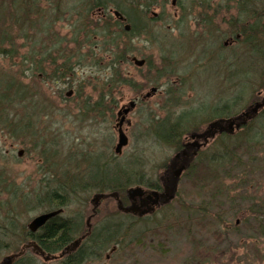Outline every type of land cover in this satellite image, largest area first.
I'll return each instance as SVG.
<instances>
[{"label":"rangeland","instance_id":"rangeland-1","mask_svg":"<svg viewBox=\"0 0 264 264\" xmlns=\"http://www.w3.org/2000/svg\"><path fill=\"white\" fill-rule=\"evenodd\" d=\"M101 1L107 8L133 12L141 24L142 34L129 38L135 49L129 57L149 60L151 68L139 69L126 58L121 63V71L131 79L127 86L107 91L111 55L103 51L112 38L111 33H116L115 18L107 10L86 17L81 13L85 8L78 7V0L45 3L28 0L31 23L27 30L17 32L15 28L11 32L13 40L1 46L0 260L21 247V235L27 224L49 206L46 183L52 176L76 175L77 166L84 170L81 173L84 175L90 171L89 163L94 158L103 161L111 155L113 166L128 164L127 170L133 167V181L158 182L176 149L171 138L168 143L160 142L153 126L166 118L171 125L175 117L183 114L189 119L179 126L180 133L190 131V126L201 129V117L211 115L219 102H234L237 109L251 101L260 89L264 90L263 60L243 50L238 41L223 46L232 38V20L225 13L231 11L232 16L236 15L235 0H184L183 8H187L188 16L181 19L171 6L172 0ZM146 5L149 10L143 15L141 7ZM152 12L160 19L151 22ZM8 24L0 23V28L10 27ZM168 72L174 75L160 77ZM156 82L160 83L157 93L141 100L139 96ZM68 91L72 95L67 98ZM99 91L108 93L110 102H102L106 110L81 114L83 101L94 104ZM135 97L137 105L126 117L132 123L127 132L128 146L120 156H115L116 113ZM261 126L264 127V113L251 125L256 131L247 133L246 138L254 144L249 150L244 142L231 156L215 149V142L203 148L178 181L179 205L171 202L146 218L136 219L118 216L116 202L104 200L98 209L97 222L106 212L113 215L114 234L122 245L111 254L109 261L105 255L110 254L113 245H106L99 256L83 264H135L130 258L138 254L132 253L128 245L125 248L126 244L147 229L167 225L171 218L182 221L187 218L191 223L186 237L181 232L168 237V232L176 229L162 233L164 242L171 245L167 256L174 255L175 261H157V248L151 246L147 264H264L263 245L255 247L247 256L242 255L246 250L239 248L236 256L240 263L224 254L227 245L220 243L218 222L211 220L216 221L219 215L221 187L224 184L233 187L237 179H241L238 187L241 192L254 195L256 203L264 200V128L261 131ZM20 149L24 151L18 157ZM78 159L81 165H77ZM49 186L54 189L58 184ZM135 186L142 187L133 182L125 190ZM78 188L76 194H63L64 200L70 202L66 208L73 215L80 209L77 205L83 211L91 207L92 193L87 186ZM113 195L122 200L125 193ZM205 214L212 218L203 217ZM196 217L207 218L208 224L201 226L202 233L193 229ZM214 227H218V233L211 234ZM7 229L15 237L10 233L5 235ZM261 239L264 242V235ZM184 241L189 248L182 244ZM256 252L258 259L252 260ZM145 253L146 248L142 247L139 254L145 257ZM35 263L46 264L41 259Z\"/></svg>","mask_w":264,"mask_h":264},{"label":"flooded vegetation","instance_id":"flooded-vegetation-1","mask_svg":"<svg viewBox=\"0 0 264 264\" xmlns=\"http://www.w3.org/2000/svg\"><path fill=\"white\" fill-rule=\"evenodd\" d=\"M93 2V0H78V7L85 8V10L81 11V13L86 15V17L94 14V12L97 14L98 12L104 13L106 10L107 13H111L114 17L113 11H118L107 8V5L105 4L101 8L89 10V7ZM183 4L184 2L180 3L178 0L171 1V6L175 9V14H180V17H178L180 19L184 18L185 15L186 17L188 16V14L185 13L187 8H183ZM148 10V5L141 7V13L143 15H146ZM118 12L120 13V11ZM121 15L124 18V21L114 17L115 24L116 26L121 27L123 31L127 33V36L123 38V46L125 49H127L126 58L129 59L133 64L131 59L136 57H129V54H131L130 51L134 49L129 43V38L134 37L135 35L131 36L128 34L130 33L131 25L128 23V19L125 17V15ZM155 19H160L159 15H157L155 12H152L150 21L152 22V20ZM126 25L130 26L129 31L124 30V26ZM137 26V30H141V24L139 23ZM136 33H138L139 36L142 34V31ZM238 38V35L235 36V39L233 37L228 38V41L223 43V46L235 42V40H238ZM216 51L213 50V52L216 53L215 55H218ZM138 60L144 61V65L142 67H137L139 69L145 67L146 63L148 62L144 59ZM151 88L156 87L153 86ZM142 96V94L139 96L141 100ZM137 100L138 98L136 97L132 100L135 102V106L137 105ZM233 103L231 104L225 101L219 102V106L213 108L211 115L201 117L200 121L203 123V127L201 129H198V127L192 128L190 126L188 127L190 128V131L181 130L182 132L180 133L179 126L186 124L189 119L183 114L175 117L173 122H171V127L174 133L172 145H174V148L176 149V153L170 161V165L168 164L166 167V170L171 172L173 181H175L170 186L172 190L171 194L165 190L166 183L164 184L159 179L157 182L158 184L155 182V188L139 186L143 189L144 194L140 200L134 203L127 198V189H124L125 200L117 199V196L114 197L113 192H99L97 188L93 186L95 183L90 181V171L84 175H81L84 170L82 168H78V166L76 167V175L71 176L60 174L59 177L52 176L51 180L46 183V188L48 189L46 193L47 197L52 193V191H56L58 189V187L50 189L51 187L49 184L52 183L60 185L64 182L72 180L73 182L79 183V187L87 186L88 190L92 193L89 200L91 207H89L87 211H83L82 206L77 205V207L80 209H76L73 215L69 212L68 208H66V205L70 202L68 200H64L62 193L57 192L55 195L57 200L52 201L54 199H49V206L46 210L40 213L48 214L56 212V214L51 216L44 223V225H42L36 231H30L27 224L26 230L21 235L23 236V239L20 242L21 247L18 250H15L14 253L2 258L0 260V264H36L35 262L39 259H41L46 264L49 262L55 264H83L89 259L95 257V255L99 256L101 252L104 251V247L106 246H104V243L101 244L102 247L99 246L100 243L98 241L101 240L100 238L102 233L107 232V236L104 239H114L116 236L113 230V215H110V213L106 212L105 217H101V221L99 223L97 222L100 214V210L98 209L101 206V203L106 199L116 202L117 211L120 214L118 216L122 218L129 216L135 217L136 219L146 218L163 205L169 204L171 202H175L177 205H179L178 181L183 175L184 171L189 168L190 163L197 158L199 152L203 148L207 147L208 144L215 142V149L219 150L220 153L224 152L225 155L229 154L230 156L232 155L233 150L237 151L240 149L243 142L246 149L249 150V148H253L254 144H252V141L250 142L246 137L248 132L250 133L252 131H256L255 128H251V125L255 119L259 118V116L264 113V90L260 89V91L256 93V96H254L251 101L245 103L240 108L236 109V104ZM256 103L262 104V107L258 109L256 114H252L250 109ZM126 117L122 120L121 129L126 134L129 141L127 132L132 123L129 122ZM117 122H120V119H116L115 126ZM25 124L26 126L24 128L26 129L29 124L28 121ZM157 125L160 127L162 125V121H159ZM14 126L17 128L18 122L15 121ZM259 128H261V131H263L264 127L261 126ZM115 129L118 137L117 128ZM258 146L262 147L260 144ZM20 151L22 153L20 156H18L17 153L18 157L23 155L24 150L20 149L18 152ZM92 162L95 163L91 164L90 169L95 167V172L113 169V156L111 155L103 161H100L99 158H94L91 163ZM81 163L80 159H78L77 165H81ZM179 168H183L182 172L179 176L174 177L175 171ZM82 182H84L85 185H83ZM240 183L241 179H237V185H233V187H231V184L227 186L224 184L221 187V191L219 192L221 196L219 202V215L216 220L219 227L218 239L222 245H227L223 249L224 254H227L229 258L234 259L235 263H240V260L236 256L239 248L246 251L250 250L248 252L243 251L242 255L247 256L252 254V251H254L255 247H258L259 245L264 246V242L261 239L264 235V200L261 203H256V201H253L254 195L250 196L251 194H246L243 191H240L241 188H238ZM153 192L158 194L156 199L150 196V194ZM226 204H228V206H226ZM141 212L143 214H140ZM47 225L51 227L50 233L45 229ZM9 233L15 237V234L13 235L11 229H7L5 235H8ZM114 240L115 243H113V240L109 242V245L113 246L109 251L110 254L107 253L105 255L106 261H109L111 254L116 253L118 250L117 248L119 246L120 240L117 238ZM0 243H2V241H0ZM231 250L232 255L230 254ZM256 259H258L257 252L252 257V260Z\"/></svg>","mask_w":264,"mask_h":264},{"label":"trees","instance_id":"trees-1","mask_svg":"<svg viewBox=\"0 0 264 264\" xmlns=\"http://www.w3.org/2000/svg\"><path fill=\"white\" fill-rule=\"evenodd\" d=\"M27 1L28 0H0V23H7L10 27H3L0 28V53L2 52L1 46L6 43V41H12L13 37L12 33L14 32V29L16 28L19 31L27 30L28 24H30V17H29V6L27 7ZM46 2L47 0H39V2ZM94 2L89 7V10H95L98 8L103 7L104 3L101 0H93ZM180 3L184 2V0H178ZM235 6L233 7V10L236 12L235 16H232L231 11H228L225 13L226 16L229 15V18L232 20L231 26H232V37L235 39V36L238 35L239 38L238 41L241 45L243 50L250 52L251 56H255L257 54V58L259 60H263L264 62V0H235ZM147 8V7H146ZM118 11H120L121 14L125 15V17L128 19V23L131 25V30L129 35L138 36V33L141 30H137L139 25L138 18L134 15L133 12L128 11L125 12L121 8H117ZM116 9V10H117ZM233 12V11H232ZM236 17V18H235ZM235 18V19H234ZM26 24V25H25ZM228 24V22H227ZM113 27L116 28V33L112 32L110 36L112 38L105 44L104 51H109L111 55V60L108 63L109 68V78L107 84L109 85L107 91L115 90L122 86L129 85L130 80L127 79L125 74L123 75L121 71V63L126 62V56H127V49L123 46V38L127 36V33L123 31L121 27L116 26L114 23ZM25 28V29H24ZM12 32V33H11ZM107 36V35H105ZM114 38L116 40H114ZM218 38V37H217ZM121 46V47H120ZM131 52V51H130ZM213 53V52H212ZM146 67L148 68L147 71L151 68V62L148 60L146 63ZM164 68V66L162 65ZM171 75H174L172 73L162 74L160 77H169ZM159 82H156L154 84V87L158 89ZM170 89V88H168ZM99 91V97L97 101L90 105L89 101H83V107H81V114H87L89 113H96L101 112L103 110H106V106L102 107V102L108 101V93ZM110 102V101H108ZM234 104V103H233ZM1 110V109H0ZM73 111V109H70ZM86 112V113H85ZM167 119V118H166ZM166 119L162 120V125L159 127L157 124L153 126V133L155 136L159 137V141L162 143H168L166 142L168 139L173 138V130L170 124L167 123ZM159 127V130H158ZM95 162L89 163V166L91 164H94ZM128 165V164H126ZM126 165H124L126 167ZM93 166V165H92ZM129 166V165H128ZM113 169H109L108 171H97L95 172L94 168L90 169V181L92 183H95L93 186L96 188L99 192H113V193H120L123 195L124 189L127 185H130L131 183L135 182L142 186H148L150 188H155L156 183L155 182H142L141 179H137L136 181H133L132 177L133 174V167L130 170L125 169V167H117V165L113 166ZM165 184V190L168 193H172V190L170 188L171 184H173V179L171 177V172L166 170L160 179ZM83 185L84 182H82ZM79 183L73 182L72 180H69L67 182H64L62 184H58V189L56 191H52L50 195H48L49 199H54L52 201H56V193L60 192L62 194L67 195H73L77 193V189L79 187ZM158 184V183H157ZM202 187V185H201ZM79 189V188H78ZM186 191V190H185ZM188 193H191V191H187ZM125 200V196L123 197ZM45 200V198H44ZM50 202V201H49ZM203 217H209L212 218V216H209L207 214L203 215ZM213 222L217 223V221ZM189 224H191L188 219H184L183 221L178 218H171L169 223L167 225L157 226L153 228V230L146 231L145 233H141L140 235L133 237L128 244V248L132 250V253L138 254L136 258L130 260L135 261V264H147V260L149 257V251L152 247L156 246V252L159 254L156 258L157 261L164 260L167 263L174 262L175 258L174 255L168 257L167 254L170 253L171 245L169 243L164 242L162 236V233L168 232L171 229H176L174 232H168V237L174 235V233L181 232L183 233L181 236L186 237L185 233L190 232ZM195 224V230L201 231L202 233V225H207V218L202 217H196L194 219ZM218 224V223H217ZM216 224V225H217ZM50 225V224H49ZM47 225L45 229L50 233L51 225ZM211 225V224H210ZM194 231V230H193ZM218 233V227H214L211 231V234ZM172 234V235H171ZM107 236L106 233H102L101 240H99L98 243L100 247H102L101 244L104 243L105 245H109V242L113 240V243H115L114 239H104ZM143 240V242H141ZM202 240V239H201ZM134 244L133 246L129 244ZM182 244H186V247L189 248V245L187 241L182 242ZM119 245H122V241L119 242ZM125 245V244H124ZM146 248L145 257H141L139 254L141 251V248ZM122 249V246L120 247ZM124 248V249H125ZM123 249V250H124ZM129 249V250H130ZM135 249V250H134ZM187 248H185L186 250ZM172 251H174V247L172 246ZM180 250H177L178 252ZM131 254V252L129 253ZM177 258V256H176Z\"/></svg>","mask_w":264,"mask_h":264},{"label":"water","instance_id":"water-1","mask_svg":"<svg viewBox=\"0 0 264 264\" xmlns=\"http://www.w3.org/2000/svg\"><path fill=\"white\" fill-rule=\"evenodd\" d=\"M113 15L115 18H118L119 20L124 21V18L122 17V15L118 11H113ZM124 30L129 31L130 26L129 25L124 26ZM131 61L133 62V64L136 67H142L144 65L143 60H138L136 58H132ZM156 92H157V88H151L147 93H145V95L142 96V100H145V99H148V98L154 96ZM71 95H72V91H68V92H66L65 97L68 98ZM134 107H135V102L131 101L127 106L122 107L117 112V117H118V119H120V122H117V124L115 126V128H117V133H118L117 143L115 144V147H114V153L116 155L121 154L122 148L128 144V138L125 135V133L123 132V130L121 129V124H122V120L125 119V117L134 109ZM261 107H262V104L256 103L251 107L250 111L252 114H256L258 109H260ZM21 153H22L21 151L18 152V156H20ZM182 170H183V168L177 169L175 171L174 177L179 176L180 173L182 172ZM143 194H144V191L139 186L130 187L126 191L127 198L134 203L136 201L140 200V198L143 196ZM150 196L154 197L156 199L158 194L156 192H153L150 194ZM95 200H97V199H95ZM54 214H56V212L37 215L28 224V229L30 231H36L38 228H40L42 225H44V223ZM140 214H143V213L141 212Z\"/></svg>","mask_w":264,"mask_h":264},{"label":"bare ground","instance_id":"bare-ground-1","mask_svg":"<svg viewBox=\"0 0 264 264\" xmlns=\"http://www.w3.org/2000/svg\"><path fill=\"white\" fill-rule=\"evenodd\" d=\"M143 95H145V94H143ZM148 99H149V98H148ZM146 100H147V99H146ZM118 111H119V110H118ZM118 111H117V112H118ZM116 119H118V117H117V113H116ZM43 125H44V124H43ZM42 127H43V126H42ZM125 135H126V134H125ZM128 143H129V141H128ZM127 146H128V144H127L125 147L122 148L121 153H123V150H124ZM113 152H114V151H113ZM114 154H115V153H114ZM115 155H116V154H115ZM117 156H118V155H117ZM129 188H130V187H129ZM29 223H30V222H29ZM146 231H148V229H147ZM146 231H145V232H146ZM145 232H142V233H145ZM115 238H117V237L115 236L114 239H115Z\"/></svg>","mask_w":264,"mask_h":264}]
</instances>
